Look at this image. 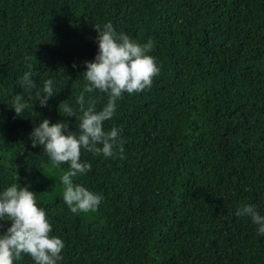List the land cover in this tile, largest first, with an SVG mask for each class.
I'll return each instance as SVG.
<instances>
[{
    "label": "trees",
    "instance_id": "trees-1",
    "mask_svg": "<svg viewBox=\"0 0 264 264\" xmlns=\"http://www.w3.org/2000/svg\"><path fill=\"white\" fill-rule=\"evenodd\" d=\"M108 20L151 38L159 71L104 122L123 152L81 150L91 168L74 180L103 198L73 214L56 191L60 170L28 134L44 117L75 127L57 106L76 107L95 26ZM30 65L37 88L51 78L57 93L17 116V77ZM85 95L97 108L105 99ZM15 174L64 242L58 264H264V236L235 215L242 203L264 214V0H0V186Z\"/></svg>",
    "mask_w": 264,
    "mask_h": 264
},
{
    "label": "clouds",
    "instance_id": "clouds-1",
    "mask_svg": "<svg viewBox=\"0 0 264 264\" xmlns=\"http://www.w3.org/2000/svg\"><path fill=\"white\" fill-rule=\"evenodd\" d=\"M95 28L97 50L91 60L84 61L82 74L85 84L75 95L76 107L71 106L67 99L57 106L62 115L75 116V127L69 128L67 120L50 122L48 117H44L28 134L33 146L42 145L47 163L60 170L55 182L59 180L60 198L73 214L95 211L103 198L100 193L74 180L91 168L89 161L80 158L81 150L104 158L123 152L124 142L118 128L112 126L106 130L104 122L114 116L117 101L123 93L132 94L150 87L152 77L159 71L149 54L153 48L151 38L144 42L133 39L125 32L117 31L110 20ZM29 68L17 77L23 93L15 94L10 106L17 116L33 110L36 101L45 106L57 93L51 78L44 79L37 88L32 66ZM29 89L36 90L38 94L29 96ZM94 90L105 96L99 108L95 98L85 95ZM30 100L33 101L31 105ZM63 164L67 165L66 170L60 169ZM16 176L11 183L0 186V221H11L0 231V264H14L22 254L31 257L33 264H58L62 259L64 242L52 233L50 218L45 209L38 206L35 193L27 184L21 185ZM235 215L248 217L257 234L264 236V214L254 204H238Z\"/></svg>",
    "mask_w": 264,
    "mask_h": 264
},
{
    "label": "rangeland",
    "instance_id": "rangeland-1",
    "mask_svg": "<svg viewBox=\"0 0 264 264\" xmlns=\"http://www.w3.org/2000/svg\"><path fill=\"white\" fill-rule=\"evenodd\" d=\"M56 191H57V193L61 192V188H58ZM57 193L55 194V196H57Z\"/></svg>",
    "mask_w": 264,
    "mask_h": 264
}]
</instances>
